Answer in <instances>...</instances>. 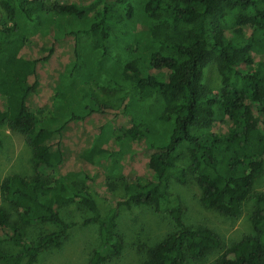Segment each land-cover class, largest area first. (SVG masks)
<instances>
[{
    "label": "trees",
    "instance_id": "trees-1",
    "mask_svg": "<svg viewBox=\"0 0 264 264\" xmlns=\"http://www.w3.org/2000/svg\"><path fill=\"white\" fill-rule=\"evenodd\" d=\"M0 8V125L23 138L33 170L0 181L7 205L0 206V264H36L42 253L59 249L76 225L59 208L72 204L92 214L82 226H97L88 264L121 255L120 207H147L171 221L172 230L145 250L142 264L203 262L218 250L208 264H264V189H253L264 178V0H72L52 9L43 0H0ZM61 19L69 32L59 33ZM38 34L52 38L44 56L22 57L24 43ZM58 38L71 40L72 56L58 74L51 112L39 117L28 99ZM211 63L220 77L217 94L202 83ZM90 87L125 97L120 135L107 133V122L97 126L78 150L76 168L61 174L67 127L109 114ZM137 159L140 173L126 180L124 167ZM98 176L106 184L120 181L123 191L109 194L103 216L88 192ZM169 179L193 180L200 205L224 217H236L253 199L254 234L223 247L210 229L188 227ZM45 226L52 230L27 234Z\"/></svg>",
    "mask_w": 264,
    "mask_h": 264
},
{
    "label": "rangeland",
    "instance_id": "rangeland-1",
    "mask_svg": "<svg viewBox=\"0 0 264 264\" xmlns=\"http://www.w3.org/2000/svg\"><path fill=\"white\" fill-rule=\"evenodd\" d=\"M72 0H43L48 9L54 4L70 2ZM52 18L53 22L56 20ZM5 22V14L0 8V24ZM59 33L69 32L72 27L61 19ZM71 22V21H70ZM73 22V21H72ZM86 22V21H83ZM74 27L79 25L74 23ZM52 38L37 35L32 37L22 46L20 55L22 57H42L44 49L49 47ZM72 56V43L70 39L58 38L55 43V54L47 63L39 65L38 80L40 82L35 95L28 99L31 111L39 117L48 116L51 112V96L53 88L58 83V74L63 66L70 61ZM32 82V79H30ZM202 83L211 94L219 93L221 88L220 77L213 63L203 70ZM92 96L97 104L108 106L109 114L103 116L89 115L84 121L71 123L65 132L64 148L67 151V163L61 168V174L69 169L76 168L77 153L85 146L95 134L96 127L104 122L111 124L112 129L105 123V131L114 132V136L120 135L116 131L122 121L120 108L124 101L121 93L107 94L90 87ZM108 128V129H107ZM115 131H114V130ZM224 130V127L222 128ZM141 155L138 156V159ZM132 159V158H131ZM132 165H126L123 175L126 180H132L140 173L138 160ZM136 160V159H135ZM182 165H187L183 156ZM84 169L92 173V168L84 166ZM33 172L31 165V152L25 145L23 138L10 132L7 127L0 125V181L10 174L29 176ZM105 178L98 176L95 181L89 183L88 192L92 195L100 215H105L110 207V197H122V185L120 181L113 180L104 182ZM254 191L260 192L264 189V178L257 180ZM169 193L177 196L182 206V219L184 223L193 229L207 228L216 233L222 240L223 247L237 242L244 236L253 235L251 227V215L254 211L253 199L242 204L240 213L233 218L224 217L215 211L204 209L199 203L200 192L193 180H188L185 185H179L173 179H169ZM0 206L7 209V205L0 198ZM61 217L76 225L68 232L67 238L59 249H51L42 253L36 264H88L92 252L98 246L97 226L95 224L82 226L81 222L90 218L92 214L83 207L72 204L59 208ZM118 231L123 237L124 246L118 258L111 259L105 264H142L145 250L160 241L172 230L171 221L166 213H156L147 207H120L117 213ZM51 227H31L27 229L30 237L40 232H48ZM221 251L213 252L203 262H189L187 264H208L214 262Z\"/></svg>",
    "mask_w": 264,
    "mask_h": 264
}]
</instances>
